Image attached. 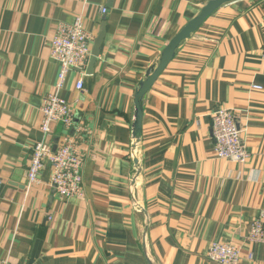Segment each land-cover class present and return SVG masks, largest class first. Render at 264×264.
Masks as SVG:
<instances>
[{"label": "crops", "instance_id": "1", "mask_svg": "<svg viewBox=\"0 0 264 264\" xmlns=\"http://www.w3.org/2000/svg\"><path fill=\"white\" fill-rule=\"evenodd\" d=\"M208 1L0 0V263L148 264L146 217L130 196L134 93ZM77 17L91 49L102 34L98 57L90 73L87 62L81 90L80 75L70 71L58 92L71 105L73 126L53 124L44 137L41 101L56 92L59 70L50 39ZM262 47L264 0H234L180 45L145 95L134 195L149 219L153 264H214L206 257L212 243L240 245V264H264V244L247 242L251 222L264 213ZM219 109L235 113L244 165L214 154L211 115ZM71 136L83 197L59 198L49 166L29 185L33 145L56 149Z\"/></svg>", "mask_w": 264, "mask_h": 264}, {"label": "built area", "instance_id": "2", "mask_svg": "<svg viewBox=\"0 0 264 264\" xmlns=\"http://www.w3.org/2000/svg\"><path fill=\"white\" fill-rule=\"evenodd\" d=\"M105 14L106 9L102 8ZM91 36L85 28L82 17H77L71 24L57 25L49 43V56L58 66V77L55 85L56 92L45 96L41 101V123L39 130L44 137L51 132L53 124H60L70 129L74 122L71 105L58 96L63 88L70 71H77L80 75L76 89L83 87L82 76L90 57ZM260 58L264 63V47L261 48ZM260 91L261 87L252 86ZM82 129L79 128V131ZM235 113L229 109H219L211 115V137L214 143V154L217 159L238 165H244L248 160V153L241 136ZM76 136L66 137L63 142L52 149L45 141L33 145L26 171L29 185L39 183L42 171L49 166V185L61 199H81L82 190V159L76 148ZM2 181L0 180V186ZM247 242L264 244V213L253 219ZM242 248L234 243H212L209 245L207 260L214 264H240ZM250 257V256H249ZM0 264H8L6 261Z\"/></svg>", "mask_w": 264, "mask_h": 264}, {"label": "water", "instance_id": "3", "mask_svg": "<svg viewBox=\"0 0 264 264\" xmlns=\"http://www.w3.org/2000/svg\"><path fill=\"white\" fill-rule=\"evenodd\" d=\"M234 0H210L200 10L198 15L191 19L164 47L156 64L149 67L146 71L144 79L139 82L135 89L133 98V117L131 122V155L133 157L134 175L130 181V196L131 203L135 210L143 213L146 217V224L142 235V251L148 264H153L147 255L146 238L149 229V219L144 209L136 203L134 195V187L141 175V167L136 152L140 149L141 145V128L143 117V100L150 88L156 82L161 73L165 70L167 65L175 57L180 45L188 40L204 23V21L216 12L221 6L226 5ZM102 41V34H99L94 41L88 61V73L92 72L94 63L98 57L100 44Z\"/></svg>", "mask_w": 264, "mask_h": 264}]
</instances>
